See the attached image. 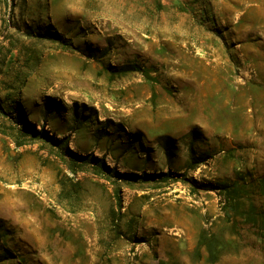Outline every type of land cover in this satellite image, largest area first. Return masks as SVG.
<instances>
[{"label": "rangeland", "instance_id": "obj_1", "mask_svg": "<svg viewBox=\"0 0 264 264\" xmlns=\"http://www.w3.org/2000/svg\"><path fill=\"white\" fill-rule=\"evenodd\" d=\"M0 105L120 172L194 181L122 183L112 225L115 182L17 146L0 110V264H264V0H0Z\"/></svg>", "mask_w": 264, "mask_h": 264}, {"label": "trees", "instance_id": "obj_2", "mask_svg": "<svg viewBox=\"0 0 264 264\" xmlns=\"http://www.w3.org/2000/svg\"><path fill=\"white\" fill-rule=\"evenodd\" d=\"M42 37L48 38V39H55L57 41H60L63 45H65L68 48H77L75 45L71 42L68 41H63L60 37L54 34L53 31L48 30L46 33L41 34ZM125 70H137L136 68H130L126 67ZM0 110L2 113L7 116V118L10 120V131L6 132L5 134H10L11 137L13 138L15 144L17 146H23L27 144L28 141L30 140H40V139H45L51 146L56 150V152L59 153V156L66 160L68 168L71 172L73 173H78L80 171H84L86 168H89V166L94 170L96 174H99L105 178H109L110 180H113L115 182V206L113 209L112 213V219L111 223L112 225L117 226V222L121 219L122 217V209L124 208V199L122 195V183H145L147 181H150L152 179L157 180V181H169L171 178L174 176L176 177L174 180L179 181L182 178L185 179L184 181L187 182H192L194 181L192 179L186 178V175L181 174V173H173V172H159V173H144L142 175H138L136 173H129V172H120L116 167H111L110 165L107 164L105 158H99L97 157L94 153H89V154H80L77 151H74L70 149L69 144H70V137L65 136L63 138L55 137L53 135H50V133L47 131V129L42 128L38 129L36 125H34L28 117H23L20 115H16L15 117L6 111L2 105H0ZM0 132L1 129H0ZM191 134H195V130L191 131ZM191 152L194 153V138L191 139ZM194 156H191L190 161L188 162V167L193 168L198 166L202 160H194ZM68 180L70 178L68 177ZM64 179L60 180V185H61V196L67 198H72L74 196L73 192H78L76 187H79V183H74L72 189H70V185H68ZM226 191L231 190V185H226L225 186ZM231 192V191H230Z\"/></svg>", "mask_w": 264, "mask_h": 264}]
</instances>
